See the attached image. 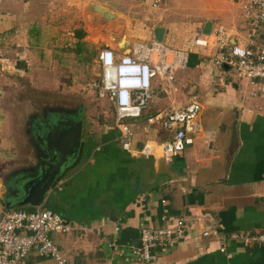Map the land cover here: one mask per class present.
<instances>
[{"label": "crops", "instance_id": "crops-1", "mask_svg": "<svg viewBox=\"0 0 264 264\" xmlns=\"http://www.w3.org/2000/svg\"><path fill=\"white\" fill-rule=\"evenodd\" d=\"M186 1L0 0V54L8 47L20 53L21 60L28 52L31 65L39 61L36 51L63 46L65 34L75 35L79 47L91 49L96 64L102 48L118 53L124 48L119 45L127 46V40L129 47L150 42L155 27L164 29L162 45L182 51L192 33H202L203 25L210 24L211 47L192 48L185 72L175 76V86L171 83L162 89L152 81L142 118L128 121L133 129L145 117L196 96L202 106V130L177 158L165 163L156 155L135 154L144 142L153 144L169 137L156 126L135 133L130 151L125 152L113 126L114 115L87 125L81 106L57 108L71 115L79 109L82 120L78 154L61 170L40 206L73 227L67 234L50 238L67 264H144L128 260L126 251L138 246L140 229L162 226V217L184 220L187 239L149 264H264V247L237 245L227 247L223 254L218 251L219 239L226 234L264 232V110L246 101L244 81L241 95L239 84L228 78L234 74L212 63L213 54L227 50V45L213 40V34L222 32L228 46L241 45L247 25L234 0ZM91 5L106 9L110 18L94 12ZM8 74L12 73H0V93L10 80ZM97 79L98 73L89 80L94 88ZM100 108L105 118L109 108ZM14 131L8 113L0 108V214L7 191L2 192V178L6 187L11 185L35 158L31 151L17 152ZM209 228L216 235L201 238L200 233ZM120 236L127 243L119 244ZM118 249L123 253L117 254ZM22 264L51 261L30 252Z\"/></svg>", "mask_w": 264, "mask_h": 264}, {"label": "built area", "instance_id": "built-area-1", "mask_svg": "<svg viewBox=\"0 0 264 264\" xmlns=\"http://www.w3.org/2000/svg\"><path fill=\"white\" fill-rule=\"evenodd\" d=\"M237 4L248 33L243 43L229 45L222 32L213 34L215 42L227 45L225 53L212 59L216 67L225 65L228 72L244 81L247 94L259 102L257 109L264 110V0H234ZM157 7V3L153 5ZM221 35V36H220ZM209 35L194 32L188 45L182 51H173L152 41L135 43L128 53L114 52L102 48L96 56L99 69L95 84L96 96L106 99L113 109V126L118 133L121 149H131V140L137 132H148L152 126L160 128L168 138L149 144L144 142L135 150L143 157L156 155L163 162L181 155L184 148L191 145L201 132L200 116L202 106L196 96L181 106L170 107L166 111L144 118V123L133 129L127 122L139 120L143 116L146 100L149 98L152 81L162 89L170 85L177 69L185 66L192 48L209 49L212 45ZM16 57V61H19ZM15 61V59H14ZM15 63L4 56L0 57V73L15 70ZM247 96V95H246ZM247 96V97H248ZM160 227L142 228L138 235V246H131L127 258L131 262L149 264L156 261L157 255L165 253L187 239V225L182 219L161 218ZM73 230L62 217L41 207L25 212L9 210L0 214V264H22L25 257L34 252L47 258L51 264H67L49 235H63ZM117 229H114L116 233ZM209 230L200 233L201 238L215 236ZM219 253L229 246L264 247V232H232L219 239ZM111 246H114L112 243ZM120 249L115 252L118 254ZM120 253H123L122 251Z\"/></svg>", "mask_w": 264, "mask_h": 264}, {"label": "rangeland", "instance_id": "rangeland-1", "mask_svg": "<svg viewBox=\"0 0 264 264\" xmlns=\"http://www.w3.org/2000/svg\"><path fill=\"white\" fill-rule=\"evenodd\" d=\"M185 3L192 6L190 2L186 1ZM65 38L63 46L45 50L46 52L36 51L35 56L39 61L35 65L29 64L28 52L25 57L16 61V57L20 56V53H14L12 50L9 51L8 47L2 46L4 52L0 55L11 59L15 63V70L10 71L12 74H8L10 80L3 87L4 93H0L2 96L0 108L3 111L6 110L14 123L15 131L12 140H15L14 146L17 152L20 151L22 154H31L32 130L29 127V121L35 116L48 114L49 110L57 109L60 105H68L70 108L81 106L82 119L87 125L110 120L114 115L112 109L106 103L104 104L106 99H99L96 96V88L92 87L89 81L95 77L96 73H99L94 62V52L89 48L79 47L75 35L65 34ZM28 51L30 52V49ZM213 55L214 58L218 56V54ZM184 69L176 70L172 86L176 84L175 76L183 74ZM228 78L239 84L242 95L244 93L243 82L233 75H228ZM246 95L248 96L247 93ZM247 96L246 101L249 104L259 105L255 98ZM100 107L109 108L105 118H103L104 114L99 111ZM207 111L209 109H206L202 114L203 126L207 124V114H205ZM127 125L130 127L131 122H127ZM10 210L30 211L27 207ZM49 237L55 238L51 234Z\"/></svg>", "mask_w": 264, "mask_h": 264}, {"label": "water", "instance_id": "water-1", "mask_svg": "<svg viewBox=\"0 0 264 264\" xmlns=\"http://www.w3.org/2000/svg\"><path fill=\"white\" fill-rule=\"evenodd\" d=\"M91 9L105 19L110 18L108 11L102 7L91 5ZM209 31L210 24L205 23L201 32L208 35ZM163 33L162 27L153 28V42L162 44ZM128 47L129 45L122 48L123 54L128 53ZM222 68L225 69L226 66L222 65ZM61 112L63 109L49 110L48 114L52 116V120L44 123L39 135L34 137L31 134L30 146L35 158L34 162L26 167V171L16 177L10 187H6L5 177L2 178V192L7 190L2 196V212L21 207H40L53 183L60 176L61 170L76 158L80 145L81 121L69 112Z\"/></svg>", "mask_w": 264, "mask_h": 264}, {"label": "flooded vegetation", "instance_id": "flooded-vegetation-1", "mask_svg": "<svg viewBox=\"0 0 264 264\" xmlns=\"http://www.w3.org/2000/svg\"><path fill=\"white\" fill-rule=\"evenodd\" d=\"M78 112H79V109H77L76 113L74 114L75 119H79ZM51 120H52V116L50 114H46L44 116L42 115V116L33 117L29 121L30 123L29 127H31L32 134L34 135V137H36V135H39V132L41 131L42 126H44V123H49Z\"/></svg>", "mask_w": 264, "mask_h": 264}, {"label": "trees", "instance_id": "trees-1", "mask_svg": "<svg viewBox=\"0 0 264 264\" xmlns=\"http://www.w3.org/2000/svg\"><path fill=\"white\" fill-rule=\"evenodd\" d=\"M130 236H131V235H130ZM118 243H119V244H122V243L125 244V243H127V242H124V241L122 240V237L120 236V237H119V240H118Z\"/></svg>", "mask_w": 264, "mask_h": 264}, {"label": "bare ground", "instance_id": "bare-ground-1", "mask_svg": "<svg viewBox=\"0 0 264 264\" xmlns=\"http://www.w3.org/2000/svg\"><path fill=\"white\" fill-rule=\"evenodd\" d=\"M126 37H123V39H125ZM126 40H127V38H126ZM129 45V41L127 40V46ZM119 46H121V47H124V48H126L127 46H123L122 44H120Z\"/></svg>", "mask_w": 264, "mask_h": 264}]
</instances>
